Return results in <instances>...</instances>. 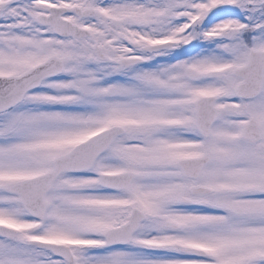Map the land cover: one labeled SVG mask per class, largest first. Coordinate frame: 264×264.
<instances>
[{"label":"snow or ice","instance_id":"obj_1","mask_svg":"<svg viewBox=\"0 0 264 264\" xmlns=\"http://www.w3.org/2000/svg\"><path fill=\"white\" fill-rule=\"evenodd\" d=\"M0 264H264V0H0Z\"/></svg>","mask_w":264,"mask_h":264}]
</instances>
